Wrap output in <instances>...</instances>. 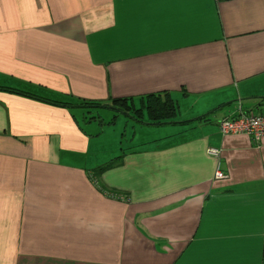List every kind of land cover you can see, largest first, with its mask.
I'll return each instance as SVG.
<instances>
[{
    "label": "crops",
    "instance_id": "crops-1",
    "mask_svg": "<svg viewBox=\"0 0 264 264\" xmlns=\"http://www.w3.org/2000/svg\"><path fill=\"white\" fill-rule=\"evenodd\" d=\"M0 86L178 106L119 112L140 140L98 177L110 120L0 90V264H264V138L219 128L264 113V0H0Z\"/></svg>",
    "mask_w": 264,
    "mask_h": 264
},
{
    "label": "trees",
    "instance_id": "trees-1",
    "mask_svg": "<svg viewBox=\"0 0 264 264\" xmlns=\"http://www.w3.org/2000/svg\"><path fill=\"white\" fill-rule=\"evenodd\" d=\"M0 90L13 92L29 97H33L36 99H40L43 101H47L49 103H53L56 105L64 106V107H80L87 109V112L91 108H100L103 104L106 107H111L117 112H125L128 113L130 110H134L135 117L139 118V120L147 115L149 122L151 124H161L168 122L169 120L174 119L178 114V106L175 103V100L171 96L169 92L163 93H151L149 95L143 96L140 98L141 103L143 104L142 108H134L133 98L120 97V98H110L109 101L103 102L100 100H87L82 99L79 102H64L59 101L43 96H39L29 91H24L18 88L9 87V86H0ZM264 99V97L262 98ZM146 114H145V112ZM205 117V116H202ZM91 119V118H90ZM114 122V121H113ZM122 155H118L109 161L97 166L93 170L95 174L100 177L105 171L114 168L115 166L120 165ZM100 180V178H98ZM100 184V181H99ZM102 185V184H100Z\"/></svg>",
    "mask_w": 264,
    "mask_h": 264
},
{
    "label": "rangeland",
    "instance_id": "rangeland-1",
    "mask_svg": "<svg viewBox=\"0 0 264 264\" xmlns=\"http://www.w3.org/2000/svg\"><path fill=\"white\" fill-rule=\"evenodd\" d=\"M90 116H97L103 118L105 121L110 120L108 124L101 125L98 121H94L89 128L88 124H84L86 130L90 132L99 131V141L95 144L91 154L90 164H103L110 159L118 156L122 152V148L129 150L128 147L132 143L138 142L141 131L135 134V131L141 129V122L137 121L135 117L125 113H119L110 108H91ZM115 116L117 119L115 120ZM114 121V122H113ZM159 136L160 133L151 134ZM142 137H146L143 134Z\"/></svg>",
    "mask_w": 264,
    "mask_h": 264
},
{
    "label": "built area",
    "instance_id": "built-area-1",
    "mask_svg": "<svg viewBox=\"0 0 264 264\" xmlns=\"http://www.w3.org/2000/svg\"><path fill=\"white\" fill-rule=\"evenodd\" d=\"M219 128L224 135L246 134L256 142H260L264 138V113L240 112L238 115L222 119ZM221 152L222 150L216 147L208 149V153L218 159V168L215 175L217 179L227 177V174L220 168Z\"/></svg>",
    "mask_w": 264,
    "mask_h": 264
}]
</instances>
